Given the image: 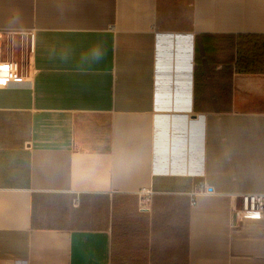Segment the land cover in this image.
Instances as JSON below:
<instances>
[{
  "label": "crops",
  "instance_id": "crops-1",
  "mask_svg": "<svg viewBox=\"0 0 264 264\" xmlns=\"http://www.w3.org/2000/svg\"><path fill=\"white\" fill-rule=\"evenodd\" d=\"M0 30L30 48L0 264H264V0H0Z\"/></svg>",
  "mask_w": 264,
  "mask_h": 264
},
{
  "label": "built area",
  "instance_id": "built-area-1",
  "mask_svg": "<svg viewBox=\"0 0 264 264\" xmlns=\"http://www.w3.org/2000/svg\"><path fill=\"white\" fill-rule=\"evenodd\" d=\"M15 34L12 31L0 30V89H7L24 79L21 75L20 64L5 53L6 45L10 44ZM205 193H207V188L201 184L199 189L191 194L192 200L194 201L198 195ZM242 199L243 209L252 217H261L264 214V195H245Z\"/></svg>",
  "mask_w": 264,
  "mask_h": 264
},
{
  "label": "rangeland",
  "instance_id": "rangeland-1",
  "mask_svg": "<svg viewBox=\"0 0 264 264\" xmlns=\"http://www.w3.org/2000/svg\"><path fill=\"white\" fill-rule=\"evenodd\" d=\"M18 40L15 44H12L10 41V44L6 45V51L5 53L9 54L10 57H15V60L21 64L22 69L26 60V57L29 55V43L24 41L22 37L18 36ZM12 39V38H11Z\"/></svg>",
  "mask_w": 264,
  "mask_h": 264
},
{
  "label": "clouds",
  "instance_id": "clouds-1",
  "mask_svg": "<svg viewBox=\"0 0 264 264\" xmlns=\"http://www.w3.org/2000/svg\"><path fill=\"white\" fill-rule=\"evenodd\" d=\"M95 56H96L97 58H99L100 53L97 51V52L95 53Z\"/></svg>",
  "mask_w": 264,
  "mask_h": 264
}]
</instances>
